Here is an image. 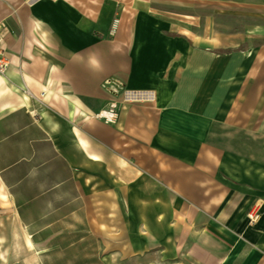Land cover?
<instances>
[{
    "label": "crops",
    "instance_id": "0c3cea01",
    "mask_svg": "<svg viewBox=\"0 0 264 264\" xmlns=\"http://www.w3.org/2000/svg\"><path fill=\"white\" fill-rule=\"evenodd\" d=\"M225 11L239 29L215 27ZM0 36V248L44 246L62 199L102 247L221 261L252 239L250 184L264 249V134L232 143L264 120V0H0Z\"/></svg>",
    "mask_w": 264,
    "mask_h": 264
},
{
    "label": "rangeland",
    "instance_id": "374dc122",
    "mask_svg": "<svg viewBox=\"0 0 264 264\" xmlns=\"http://www.w3.org/2000/svg\"><path fill=\"white\" fill-rule=\"evenodd\" d=\"M189 4V3H188ZM171 9L178 11H188L194 7L192 4L189 6H183L182 3H173L168 6ZM212 9H206V16H210ZM201 13V12H200ZM218 29H222L223 32H229V27L233 29H239L240 20L229 19V11L222 12L217 16ZM232 29V28H231ZM258 107L255 105L249 106V112L257 113ZM264 104L260 106V114L264 112ZM260 120L257 116L251 118L250 121H236V127L241 128L242 123L246 125L245 128L249 129L245 135H236L233 138L234 148H241L242 146H250V148H257L258 136L257 134H264V120ZM263 140V137L261 138ZM243 156L253 157L256 153L242 152ZM236 170L242 171L241 168ZM245 173L249 174V179L253 177V169L245 168ZM237 175V174H236ZM248 192L247 200L249 204L246 208L247 220L250 225V240L249 246L244 249H229L223 250V258L211 259L208 264H264V249L257 248L258 243L256 239V227L254 226L259 218V212L263 208L261 204L257 202L256 194L253 193L255 188L250 184L242 186ZM1 193V190H0ZM67 202L58 199L55 200L48 210V215L39 221L38 226L43 227V223L48 222L49 225L44 227L42 231L34 234L33 239L40 242L44 246L42 247H24V238L20 234L14 233V242L11 249H6V261L3 264H203L197 259V255L194 254L195 250H191L190 254L185 253L182 249H177L174 253V257L167 256V250L162 248L155 249H115L102 247L103 242L101 238L96 234H91L87 231L85 224H78L77 231H73V216H67L68 208ZM7 207L4 201L0 200V210ZM257 212L258 218L255 221H251L249 214ZM1 214V211H0ZM5 224L0 217V224ZM9 218H8V222ZM41 223V224H40ZM180 245V241L178 242ZM112 245V243H106V245ZM257 246V247H256ZM172 252V251H171ZM231 252L233 255H231Z\"/></svg>",
    "mask_w": 264,
    "mask_h": 264
},
{
    "label": "built area",
    "instance_id": "2783aa9c",
    "mask_svg": "<svg viewBox=\"0 0 264 264\" xmlns=\"http://www.w3.org/2000/svg\"><path fill=\"white\" fill-rule=\"evenodd\" d=\"M118 22H119V19L117 17H114L112 22H111V27H110L111 33L116 30ZM8 65H9V58L6 54V51H5V48L3 46L1 36H0V73H4V71L6 70ZM249 217H250L251 221H255L258 218V214H257V212L251 213V214H249Z\"/></svg>",
    "mask_w": 264,
    "mask_h": 264
},
{
    "label": "bare ground",
    "instance_id": "6f19581e",
    "mask_svg": "<svg viewBox=\"0 0 264 264\" xmlns=\"http://www.w3.org/2000/svg\"><path fill=\"white\" fill-rule=\"evenodd\" d=\"M75 111L78 112V113H81V114L84 115V116H87L86 113H85L83 110H81L78 106L75 107ZM105 114L108 115V117H109L110 119L113 118V115H111V114H107V113H105ZM0 196H1L2 198H5V195L2 194V193H0ZM1 239H2V238L0 237V240H1ZM5 261H6V249H2V248H0V264H3Z\"/></svg>",
    "mask_w": 264,
    "mask_h": 264
}]
</instances>
